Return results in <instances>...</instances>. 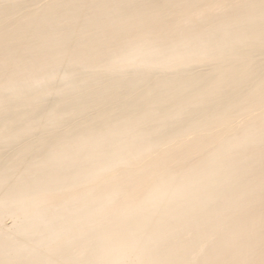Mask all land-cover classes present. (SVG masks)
I'll return each mask as SVG.
<instances>
[{"label": "bare ground", "instance_id": "1", "mask_svg": "<svg viewBox=\"0 0 264 264\" xmlns=\"http://www.w3.org/2000/svg\"><path fill=\"white\" fill-rule=\"evenodd\" d=\"M0 264H264V0H0Z\"/></svg>", "mask_w": 264, "mask_h": 264}]
</instances>
